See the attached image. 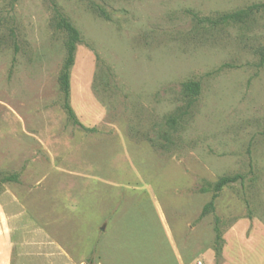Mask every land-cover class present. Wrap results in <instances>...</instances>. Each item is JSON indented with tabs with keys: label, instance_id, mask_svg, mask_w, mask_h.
Here are the masks:
<instances>
[{
	"label": "rangeland",
	"instance_id": "obj_1",
	"mask_svg": "<svg viewBox=\"0 0 264 264\" xmlns=\"http://www.w3.org/2000/svg\"><path fill=\"white\" fill-rule=\"evenodd\" d=\"M254 4L0 0L11 264H264V10L200 21ZM55 7L80 34L69 104L87 130L62 108ZM235 175L201 216L199 189Z\"/></svg>",
	"mask_w": 264,
	"mask_h": 264
},
{
	"label": "trees",
	"instance_id": "obj_2",
	"mask_svg": "<svg viewBox=\"0 0 264 264\" xmlns=\"http://www.w3.org/2000/svg\"><path fill=\"white\" fill-rule=\"evenodd\" d=\"M263 10H264V4H254L244 9H239L234 12L221 14L214 20L203 19L200 21L207 22L212 26L238 24V23H243L247 19L251 18L254 14ZM52 21L55 29L65 34V42H64L65 57L58 75L59 91L63 98L62 108L65 111L67 118L71 124L78 126L84 130H87L78 122L69 104L70 70L74 65L76 47L80 42V34L78 30L73 26V24L56 7L54 8V17ZM183 87L185 89L186 96L190 98L197 96L200 92V87L198 82L188 81L183 84ZM240 179H241L240 175L225 176V177H221L213 184H208L206 186L201 187L199 189L200 192L212 193L211 200L203 207L201 216H205L206 214L214 210V199L218 196V194L224 187L236 183ZM17 182H18V178L16 174L0 175V186L5 183H17ZM215 230H216L217 239H219L220 235L218 229Z\"/></svg>",
	"mask_w": 264,
	"mask_h": 264
},
{
	"label": "crops",
	"instance_id": "obj_3",
	"mask_svg": "<svg viewBox=\"0 0 264 264\" xmlns=\"http://www.w3.org/2000/svg\"><path fill=\"white\" fill-rule=\"evenodd\" d=\"M0 264H11V243L0 228Z\"/></svg>",
	"mask_w": 264,
	"mask_h": 264
}]
</instances>
